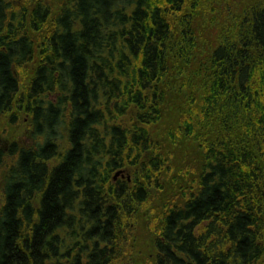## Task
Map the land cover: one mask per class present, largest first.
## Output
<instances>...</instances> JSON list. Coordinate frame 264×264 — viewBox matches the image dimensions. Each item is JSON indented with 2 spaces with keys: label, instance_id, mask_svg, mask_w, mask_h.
<instances>
[{
  "label": "trees",
  "instance_id": "1",
  "mask_svg": "<svg viewBox=\"0 0 264 264\" xmlns=\"http://www.w3.org/2000/svg\"><path fill=\"white\" fill-rule=\"evenodd\" d=\"M22 1L0 0V127L29 115L35 145L0 150V264H124L139 209L164 190L149 128L162 113L170 20L187 0H66L19 98L14 69L34 61L31 32L52 14L45 0ZM246 13V42L214 52L206 91L236 116L221 111L201 175L158 217L155 264L264 258V0ZM123 169L131 181L114 180Z\"/></svg>",
  "mask_w": 264,
  "mask_h": 264
},
{
  "label": "rangeland",
  "instance_id": "2",
  "mask_svg": "<svg viewBox=\"0 0 264 264\" xmlns=\"http://www.w3.org/2000/svg\"><path fill=\"white\" fill-rule=\"evenodd\" d=\"M45 1L52 6V14L43 30L31 32L35 59L17 71L22 85L19 98L24 96L35 76L41 62L43 45L52 32L54 20L66 0ZM258 1L187 0L183 12L172 15L170 23L174 36L170 38L167 54L169 71L161 81L159 89L164 98L161 118L149 128L155 143L154 152L159 148L166 161L162 176L164 190L152 188L148 204L139 209L123 255L124 264H155V242L158 237L155 228L158 217L167 206L183 202L187 190L201 175L204 147L216 138L221 120L224 119L221 111L234 115V104L207 102L206 91L211 88L213 81L212 58L214 52L225 43L237 39L234 43L239 42L242 46L246 42L243 38L245 33L241 32L244 17L249 8ZM16 2L23 4L20 0ZM52 99L55 100L54 96ZM14 112H17L16 107ZM17 116L16 124L9 122L10 116L3 118L0 127V150H8L16 143L21 147L33 146L31 120L23 112ZM254 153L257 155L255 150ZM150 156L151 154L148 157ZM260 162L264 173V158H261ZM48 164L55 167L58 162L54 159ZM131 176L133 177L132 173L127 172L116 180H126ZM5 177L6 171L0 168V193L3 192ZM146 209L150 210V213H147ZM259 264H264V258Z\"/></svg>",
  "mask_w": 264,
  "mask_h": 264
},
{
  "label": "flooded vegetation",
  "instance_id": "3",
  "mask_svg": "<svg viewBox=\"0 0 264 264\" xmlns=\"http://www.w3.org/2000/svg\"><path fill=\"white\" fill-rule=\"evenodd\" d=\"M34 59H35V58H34ZM27 65H28V64H27ZM25 66H26V65H24V67H25ZM14 70H15V75H16V77H17V71H18V69L15 68ZM17 78H18V77H17ZM18 79H19V78H18ZM33 79H34V78H33ZM33 79H32V80H33ZM32 80H31V81H32ZM31 81H30V83H31ZM30 83H29V84H30ZM28 86H29V85H28ZM21 87H22V85H21ZM51 98H53V96H52ZM16 105H17V103H16L14 106L17 107ZM15 107H14V108H15ZM24 115H25L26 117H28V118L31 120V118H30L29 115H27V114H24ZM32 128H33V127H32V120H31V126H30V130H31V138H32ZM32 139H33V138H32ZM34 145H35V141H34V139H33V146H34ZM33 146H32V147H33ZM27 148H31V147H27ZM121 171H122V172H124V171H128V172H129V170H125V169L120 170V171H118V172H121Z\"/></svg>",
  "mask_w": 264,
  "mask_h": 264
},
{
  "label": "water",
  "instance_id": "4",
  "mask_svg": "<svg viewBox=\"0 0 264 264\" xmlns=\"http://www.w3.org/2000/svg\"><path fill=\"white\" fill-rule=\"evenodd\" d=\"M124 173H126L125 171L124 172H118L117 173V175H116V177H115V179H117L120 175H123L124 176ZM129 180H130V178H129Z\"/></svg>",
  "mask_w": 264,
  "mask_h": 264
}]
</instances>
